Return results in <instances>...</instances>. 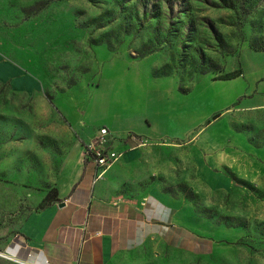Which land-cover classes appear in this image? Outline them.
Listing matches in <instances>:
<instances>
[{
	"label": "rangeland",
	"instance_id": "rangeland-1",
	"mask_svg": "<svg viewBox=\"0 0 264 264\" xmlns=\"http://www.w3.org/2000/svg\"><path fill=\"white\" fill-rule=\"evenodd\" d=\"M253 53H264V0H0V72L9 63L41 87L17 94L13 77L0 79V229L15 232L19 217L38 211L45 198L38 205L35 198L50 189V168L59 159L49 149L64 135L49 125L56 110L90 111L105 86L120 81L122 88L125 80L137 84L148 76L168 80L135 92L133 101L131 93L102 90L105 116L94 112L92 120L110 124L120 114L129 125L126 106H133L132 116L161 125L178 113L209 115L230 102L207 122L223 114L233 122L240 159L230 190H196L210 220L203 225L215 236L213 254L201 262L264 264V94L256 85L245 87L241 57ZM256 67L250 61V69ZM237 78L242 82H229ZM201 117L176 125L171 135L197 137ZM36 118H45L57 138L37 130ZM141 140L143 147L157 146Z\"/></svg>",
	"mask_w": 264,
	"mask_h": 264
},
{
	"label": "crops",
	"instance_id": "crops-1",
	"mask_svg": "<svg viewBox=\"0 0 264 264\" xmlns=\"http://www.w3.org/2000/svg\"><path fill=\"white\" fill-rule=\"evenodd\" d=\"M241 57L243 77L248 81L245 87L256 85L263 95L264 53ZM250 61L256 62L255 70L250 69ZM5 67L0 79L4 83L13 77L11 90L24 95L35 94L34 88L41 91L24 70H13L9 63ZM167 80L145 76L137 84L125 80L122 88L116 81L113 87L107 85L99 93L104 89H109L111 95L125 91L132 94L133 101L135 92L162 87ZM229 82L241 83L242 79ZM99 93L90 111L65 112L52 107L58 117L49 120V125L64 131L56 139L57 146L49 149L50 157L59 159V164L53 162L50 189L42 190L34 204L48 196L47 189L57 191V200L44 210L21 215L15 232L0 229V264H202L204 256L213 254L211 243L215 236L203 225L210 220L202 212L196 190L199 185L211 192L230 190L234 184L232 172L240 159L231 133L233 122L225 120L224 114L210 123L207 120L230 102L209 115L175 113L179 116L171 115L161 125L147 116H132L134 107L126 106L129 125H122L120 114L113 122L108 121L110 125L105 120H92L94 112H98L99 119L105 116ZM200 116L203 125L197 137L171 135L176 125L180 127ZM34 125L39 131L43 128L50 138H57L53 129L46 128L49 125L45 118H36ZM102 128L108 129L110 146L124 155L103 179L94 183L97 167L85 154V148ZM131 133L156 143L158 148H134L135 143L126 138ZM185 189L193 193L183 195Z\"/></svg>",
	"mask_w": 264,
	"mask_h": 264
},
{
	"label": "built area",
	"instance_id": "built-area-1",
	"mask_svg": "<svg viewBox=\"0 0 264 264\" xmlns=\"http://www.w3.org/2000/svg\"><path fill=\"white\" fill-rule=\"evenodd\" d=\"M108 135V129L102 128L100 135L91 140L85 148V154L97 167L94 183L103 179L107 170L124 155L123 151L116 150L108 144ZM129 139L135 143L134 148L146 145L137 135H132Z\"/></svg>",
	"mask_w": 264,
	"mask_h": 264
},
{
	"label": "trees",
	"instance_id": "trees-1",
	"mask_svg": "<svg viewBox=\"0 0 264 264\" xmlns=\"http://www.w3.org/2000/svg\"><path fill=\"white\" fill-rule=\"evenodd\" d=\"M51 192L54 193V196L53 198L51 199V202H48L49 198H50V195L51 193H49V195L44 199L43 203L39 206L38 210H44L45 208H47L48 206H50V204L53 202V201H56L57 200V191L55 189L51 190Z\"/></svg>",
	"mask_w": 264,
	"mask_h": 264
},
{
	"label": "water",
	"instance_id": "water-1",
	"mask_svg": "<svg viewBox=\"0 0 264 264\" xmlns=\"http://www.w3.org/2000/svg\"><path fill=\"white\" fill-rule=\"evenodd\" d=\"M60 206H61V207H64V204L62 203Z\"/></svg>",
	"mask_w": 264,
	"mask_h": 264
}]
</instances>
